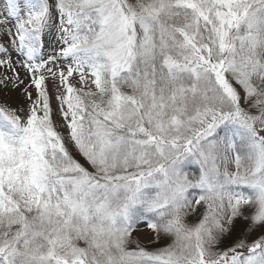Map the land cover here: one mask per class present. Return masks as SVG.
Segmentation results:
<instances>
[{"label": "snow or ice", "instance_id": "obj_1", "mask_svg": "<svg viewBox=\"0 0 264 264\" xmlns=\"http://www.w3.org/2000/svg\"><path fill=\"white\" fill-rule=\"evenodd\" d=\"M0 264H264V0H0Z\"/></svg>", "mask_w": 264, "mask_h": 264}, {"label": "rangeland", "instance_id": "obj_2", "mask_svg": "<svg viewBox=\"0 0 264 264\" xmlns=\"http://www.w3.org/2000/svg\"><path fill=\"white\" fill-rule=\"evenodd\" d=\"M21 76L23 78V76H24L23 72H21ZM14 95L19 97L20 99L23 98L19 92L15 93ZM151 235L152 234H151L150 230H148L144 225H141L139 231H137L134 234V240L139 241L143 245H150V239L149 238Z\"/></svg>", "mask_w": 264, "mask_h": 264}]
</instances>
